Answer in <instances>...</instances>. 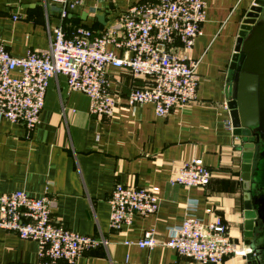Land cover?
Returning <instances> with one entry per match:
<instances>
[{
  "label": "crops",
  "instance_id": "obj_1",
  "mask_svg": "<svg viewBox=\"0 0 264 264\" xmlns=\"http://www.w3.org/2000/svg\"><path fill=\"white\" fill-rule=\"evenodd\" d=\"M142 1L150 0H80L62 19L61 6L52 0H0V43L13 57L45 50L56 26L69 31L82 25L101 33L128 6ZM252 2L205 0V20L189 52L197 60L196 100L164 117L151 104L130 107L122 99L112 117L96 118L86 95L69 92L61 74L49 80L39 122L30 133L0 116V195L20 190L48 197L55 224L107 241L72 264H198L164 245L169 228L188 214L203 222L220 217L232 241L244 243L241 142L225 126L230 119L225 102L231 94L229 65ZM107 75L110 91L122 98L131 87L147 85L146 78L124 69L108 67ZM193 158H201L211 171L209 183L170 186L171 175ZM116 184L158 186L157 211L110 228L108 199ZM147 230L157 243L139 248L133 242ZM36 250L35 241L0 229L1 262H33ZM221 264H246V257L229 256Z\"/></svg>",
  "mask_w": 264,
  "mask_h": 264
},
{
  "label": "built area",
  "instance_id": "obj_2",
  "mask_svg": "<svg viewBox=\"0 0 264 264\" xmlns=\"http://www.w3.org/2000/svg\"><path fill=\"white\" fill-rule=\"evenodd\" d=\"M52 1L61 6L62 19L81 4L80 0ZM204 20L205 0H150L128 6L101 33L82 25L69 31L56 26L47 49L28 50L21 57L11 56L0 43V116L22 124L30 133L39 122L49 80L61 74L69 92L86 95L88 111L96 118L112 117L122 99L130 107L151 104L155 114L164 117L175 106L196 100L197 60L189 52ZM108 67L144 77L147 85L131 87L122 98L109 89ZM225 126L232 129L230 119ZM210 179L211 171L202 159L193 158L176 169L168 184L205 187ZM159 192L156 185L116 184L108 199L110 228L131 224L135 215L154 214L161 200ZM51 206L50 198L31 197L20 190L0 195V229L37 244L33 262L0 264H72L84 251L106 245L103 236L95 238L55 224ZM133 243L151 249L157 242L153 231L147 230ZM164 245L198 264H221L229 256L246 257L251 252L244 243L232 241L228 226L218 216L203 222L186 215L180 225L169 228Z\"/></svg>",
  "mask_w": 264,
  "mask_h": 264
},
{
  "label": "water",
  "instance_id": "obj_3",
  "mask_svg": "<svg viewBox=\"0 0 264 264\" xmlns=\"http://www.w3.org/2000/svg\"><path fill=\"white\" fill-rule=\"evenodd\" d=\"M228 79L230 123L241 142L246 264H264V0H254L242 21Z\"/></svg>",
  "mask_w": 264,
  "mask_h": 264
}]
</instances>
